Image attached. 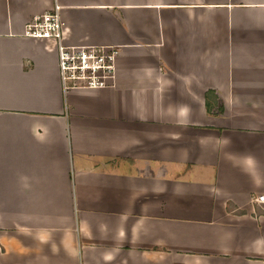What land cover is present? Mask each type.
<instances>
[{
    "label": "crops",
    "instance_id": "crops-1",
    "mask_svg": "<svg viewBox=\"0 0 264 264\" xmlns=\"http://www.w3.org/2000/svg\"><path fill=\"white\" fill-rule=\"evenodd\" d=\"M56 6L110 87L25 35ZM261 197L264 0H0V264H264Z\"/></svg>",
    "mask_w": 264,
    "mask_h": 264
},
{
    "label": "built area",
    "instance_id": "built-area-1",
    "mask_svg": "<svg viewBox=\"0 0 264 264\" xmlns=\"http://www.w3.org/2000/svg\"><path fill=\"white\" fill-rule=\"evenodd\" d=\"M64 34L58 6L50 13L35 17L25 29L27 37L56 41L64 91L101 90L110 87L115 78L118 48L68 47L64 44ZM263 200L261 197L260 201Z\"/></svg>",
    "mask_w": 264,
    "mask_h": 264
},
{
    "label": "trees",
    "instance_id": "trees-1",
    "mask_svg": "<svg viewBox=\"0 0 264 264\" xmlns=\"http://www.w3.org/2000/svg\"><path fill=\"white\" fill-rule=\"evenodd\" d=\"M206 109L209 114H214L213 111L216 109L218 113L222 112V107L218 104V99L214 94L206 95ZM214 115H217V113Z\"/></svg>",
    "mask_w": 264,
    "mask_h": 264
}]
</instances>
